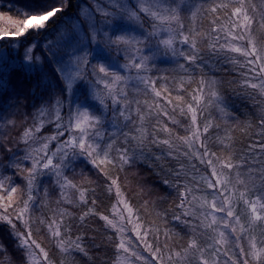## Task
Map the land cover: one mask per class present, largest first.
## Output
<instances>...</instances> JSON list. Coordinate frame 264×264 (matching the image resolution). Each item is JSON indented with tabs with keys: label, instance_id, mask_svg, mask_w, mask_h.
Returning a JSON list of instances; mask_svg holds the SVG:
<instances>
[{
	"label": "snow or ice",
	"instance_id": "snow-or-ice-1",
	"mask_svg": "<svg viewBox=\"0 0 264 264\" xmlns=\"http://www.w3.org/2000/svg\"><path fill=\"white\" fill-rule=\"evenodd\" d=\"M68 6L69 0H55L41 3L35 10L20 11L22 26L12 33L0 32V39H27L31 30L36 38L27 44L11 41L13 51L24 48L19 66L8 63L7 49L0 50V91L5 90V77L24 71L38 76L29 95L39 88L50 98V103L38 108L33 105L34 122L21 133L17 143L24 147L16 151L5 143L7 136L2 131L16 122L7 117L6 109L0 110V149L7 154V163L0 157V230L13 241L20 264H54L48 251L33 238L34 225L46 227L66 260L73 252L87 255L83 237L73 240L71 222L65 223L72 217L67 208L58 207L49 218L42 213L35 216L46 205L47 181L60 190L58 205H88V193H92V206L78 217L80 226L89 216L105 221L106 228L117 236L115 264H264V160L253 157L243 171V156L241 163L233 162L232 131L236 125L227 124L228 118L238 123V117L228 111L218 90L222 81L203 74L194 80L188 73L192 66L202 69V48L221 65L244 69L239 73L242 92L237 94L260 107L259 126L264 130V0H88L79 4L70 34L61 31L56 44L40 42L39 36L50 27L48 22ZM222 11L226 20L221 18ZM184 13L191 21L187 26ZM201 14L214 17L208 31L197 27ZM38 47L39 56L34 55ZM117 57L126 62L121 64ZM177 58L185 61L179 67L186 76L169 81L166 76L148 75L157 60ZM133 70L135 75L130 74ZM193 83L197 86L189 90ZM130 84L133 98L128 93ZM170 84L176 85L175 89ZM249 88L254 91L249 93ZM141 94L144 99L138 98ZM210 106L221 113L226 125L222 130L210 117L198 122ZM24 116L27 120V113ZM178 116L187 123H181ZM48 123L54 124L56 132L38 136ZM169 123L185 134L180 135ZM212 128L217 132L209 136ZM213 140L219 152L209 147ZM53 142L55 148H50ZM149 146L160 149V155L152 153ZM248 147L251 151L254 145ZM149 157L164 173L161 183L179 194L177 207L181 211L171 219L189 231L186 247L170 246L173 235H178L174 229L161 230L155 221H145L141 213L155 211V201L144 200L139 208L134 207L118 182L119 176L109 174L135 168ZM168 158L176 160L179 167L166 170L162 161ZM77 161L109 181L106 190L117 197L112 218L96 211L94 187H81L66 174H76ZM193 161L210 172L195 175L200 169ZM8 169L12 172L6 175ZM79 174L82 182L91 184L83 169ZM69 190H75L78 198L73 200ZM140 191H145L143 186ZM155 215L167 223L166 212L155 211ZM140 245L149 256L136 250ZM0 264H14L4 238H0Z\"/></svg>",
	"mask_w": 264,
	"mask_h": 264
},
{
	"label": "trees",
	"instance_id": "trees-1",
	"mask_svg": "<svg viewBox=\"0 0 264 264\" xmlns=\"http://www.w3.org/2000/svg\"><path fill=\"white\" fill-rule=\"evenodd\" d=\"M52 4L55 3V0H0V32L12 33L19 26H22V17L19 15L20 11L26 10H35L41 3ZM81 3H88V0H69V6L64 12L57 13L56 17H53L52 20L48 22L50 25L46 31L39 36L40 42L52 41L53 44H56L61 39V31H66L71 33L72 25L75 22L73 18L77 17L78 6ZM207 7V5H205ZM112 10V9H109ZM184 23L187 26L191 21L188 19L187 14L184 13ZM222 20H226V16L222 11L220 13ZM11 17V19H8ZM100 16H97L96 19H100ZM214 18L210 14H201L197 19V27L202 31H208L211 28L209 23L210 19ZM55 21V23H53ZM145 28L149 27L148 21H144ZM255 27V26H254ZM258 35L260 33H257ZM13 39L23 40L25 44L30 43L33 39H36L31 35V30L27 39L21 36L18 38L15 37H5L0 39V50L7 49L8 63L19 66L24 57V48L19 47V51H13V45L11 41ZM204 54V63L201 68L192 66L188 69V73L193 75L194 80H198L203 74L205 78L215 77L218 81H222V84L219 86L220 93L225 97L228 111L238 117L237 121H233L231 118H228L227 126L236 125L235 129L232 131L233 137V162L241 163L240 158L244 157V162L242 163L241 170L243 171L244 167L247 164L252 162V158L255 157L260 160H264V150L261 149V145H264V130L259 126V119L261 118V110L258 105H255L253 100L244 96L241 93L242 90L239 86V82L242 77L239 75L240 72L244 71L239 67H233L231 65H221L215 59L207 54L203 50ZM34 55H41L39 47L35 51ZM238 55V54H237ZM120 63L126 62L124 59L117 57ZM178 60V62H177ZM179 63H185L182 58H177L169 62L168 60H157L155 62V67L152 68V71L148 73L153 77L157 76H166L169 78V81L172 79L179 80L181 76H186L188 73L184 69L179 67ZM187 67V66H186ZM227 69V70H226ZM135 75V72L131 73ZM7 83L5 84V90L0 91V110L6 109V115L9 119L15 120V126L9 125L5 127L2 131L3 134H6L8 147L12 148L13 151H16L17 148H23L24 145L17 143L19 137L23 130L26 127H30L33 124V112L35 105L37 108L44 102L50 103L49 93L42 91L37 88L35 95H29V91L32 86L37 82L38 76L33 73L31 76L25 74L24 71H13L7 77H5ZM161 83L160 80H157V86ZM128 87L129 97L133 98L131 94V87ZM197 85L193 83L191 87L186 84L185 87L195 88ZM170 87L175 89L176 85L170 84ZM26 91V92H24ZM249 93H252L254 90L247 89ZM176 94V91H173V95ZM186 99L187 94L185 93ZM139 99H144L145 97L141 94ZM151 101V96L147 97ZM23 101V103H21ZM27 106L24 110L23 107ZM18 108V111H17ZM27 113V120H25L24 114ZM63 114L66 115V112ZM51 112L49 116H51ZM212 118L214 123H220L221 130L226 127L223 120L221 119V113L214 106H210L205 112L203 117L198 118V122H202L204 119ZM181 123H187L184 117H177ZM165 122L168 121L165 119ZM169 127L175 129L180 135H184V130L182 128L176 127L169 123ZM243 128V131L241 130ZM56 132V128L53 123L46 124L41 131L37 134L38 136H51ZM217 132V129L212 128L209 130L208 135L213 136ZM222 135V131H220ZM161 138H164V134L160 133ZM249 145H254V148L250 151ZM151 152L155 155H160V149L155 146H149ZM214 151L219 152V146L213 140V143L209 145ZM50 148H55V142L50 145ZM0 157H3L4 163H7V154L0 149ZM181 162L187 163V161L182 160ZM197 164V167L200 169V173H194L199 176L200 174L207 175L210 172V169H206L205 166L199 165L198 162L193 161ZM166 170L175 169L179 167V164L176 160L171 158L165 159L162 161ZM81 169L84 170L88 179L91 181V184L82 182V177L80 176ZM12 170L8 169L5 171V174H11ZM69 175V178L73 181H78L81 187L84 188H95V197L97 203L95 209L97 212L102 213L103 215H108L112 218V205L116 203L117 197L115 192H107L105 185L109 183L106 177L103 174L98 173L95 169L91 168L84 163L77 161L76 174L66 173ZM113 177L116 175L119 176V184L121 185L122 190L126 193L127 198L130 200L131 204L139 208L144 200L155 201V211H161L167 213V223L160 220L159 217L155 215V211H151L149 214L141 213L144 216L145 221L151 222L155 221L156 225L163 230L164 228L174 229V233L178 235H173V239L170 242V246L179 249L181 245L187 246L189 231L183 226H177L176 222L172 221L171 217L173 213H179L181 209L177 207L179 204V194L176 189L166 187L161 183V178L164 173L161 172L158 162L151 159L150 157L139 163L135 168L128 169L126 168L123 172H120L118 169L112 170L110 173ZM171 179V177H169ZM48 189V196L46 205L41 208L39 211L35 212V216H40L41 213L45 218H49L53 215V210L58 207L67 208L71 213L72 217L67 219L65 223L71 222V237L74 240L76 236H82L83 246L86 249L87 255L79 252H73L71 257L67 260L65 255L56 247L54 241L48 235L47 229L44 226H33V238L49 253L50 259L53 260L54 264H115L116 260V247L117 236L113 230L106 228L105 221L100 219L99 216H89L85 219V224L80 226V221L78 217L84 212L87 211L88 207H91V196L92 193H88L90 199L88 205L81 204L76 207L69 204H60L58 205L56 201L60 200V190L56 188L51 181H47L45 185ZM143 186L145 191H140V187ZM203 187V186H202ZM211 191V190H209ZM68 195L73 199L78 198V194L75 190H69ZM41 196H43V191H41ZM210 198V197H209ZM121 207L122 206H118ZM151 208V204L149 205ZM217 215H222L217 213ZM17 227H20L17 224ZM38 227V230H37ZM259 228L256 229L258 233ZM0 238H4V242L8 245V251L12 256L14 264H20L19 256L20 253L16 252L13 248V241L10 237L7 236L6 231L0 230ZM152 239L151 236L148 239ZM161 243L164 241V237L160 238ZM137 251H144L143 245H140L136 248ZM143 255V254H142ZM150 255L149 253L147 254ZM134 260V259H133Z\"/></svg>",
	"mask_w": 264,
	"mask_h": 264
},
{
	"label": "rangeland",
	"instance_id": "rangeland-1",
	"mask_svg": "<svg viewBox=\"0 0 264 264\" xmlns=\"http://www.w3.org/2000/svg\"><path fill=\"white\" fill-rule=\"evenodd\" d=\"M7 37H10V36H7ZM9 61V60H8ZM123 63H125V62H122L121 64H123ZM135 71L133 70V73H134ZM131 74V73H130ZM131 85V84H130ZM102 87V86H101ZM131 88V94H133L132 95V97H134V95H135V93H134V89L132 88V86H130ZM24 92H26V91H24ZM24 108V110L27 108V106H25V107H23ZM74 182H76V183H79L78 181H74ZM120 208V210L123 212L124 211V209L123 208H121V207H119ZM130 227V226H129ZM128 235H131V236H134V234L133 233H131V232H129L128 233ZM149 240H151L150 238H149ZM141 254H143L144 256H148L147 254H148V252L147 251H141L140 252ZM134 260H135V258H133ZM135 264H142V262H140V261H136L135 262Z\"/></svg>",
	"mask_w": 264,
	"mask_h": 264
}]
</instances>
